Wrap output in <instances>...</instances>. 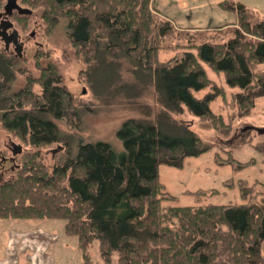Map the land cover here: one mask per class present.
<instances>
[{
  "label": "trees",
  "instance_id": "16d2710c",
  "mask_svg": "<svg viewBox=\"0 0 264 264\" xmlns=\"http://www.w3.org/2000/svg\"><path fill=\"white\" fill-rule=\"evenodd\" d=\"M17 1L32 12L40 7L48 31L63 23L98 103H119L136 115L115 129L120 149L104 139L86 140L76 129L79 108L89 110L88 104L77 101L58 68L48 64L39 77L28 76L12 90L23 50L18 55L0 47V127L32 147L17 153L20 163L0 180V217L63 218L65 232L78 236L86 257L90 243L98 241L105 264L114 253L117 264H264V181L241 180L239 203L163 205L176 196L158 179L160 163L181 166L186 156L211 147L173 113L186 109L210 120L218 134H230V124L210 106L224 91L212 84L196 94L209 86L203 63L235 88L231 96L241 114L264 95V16L242 0H221L220 6L236 12L238 26L223 40L177 42L179 52L160 58L164 40L179 32L151 0ZM31 13L15 10L10 18L24 26ZM149 92L157 110L142 100ZM52 143L63 148L47 164L40 149ZM257 148L264 151V144ZM228 151L216 160L235 168L246 163Z\"/></svg>",
  "mask_w": 264,
  "mask_h": 264
},
{
  "label": "rangeland",
  "instance_id": "374dc122",
  "mask_svg": "<svg viewBox=\"0 0 264 264\" xmlns=\"http://www.w3.org/2000/svg\"><path fill=\"white\" fill-rule=\"evenodd\" d=\"M220 1L151 0L153 10L160 17L172 20L179 32L164 40L165 49L160 51V58L179 52L181 43L187 42L186 39L219 41L231 28L238 26L236 12L220 6ZM242 1L255 9L256 16H264V0ZM40 13V7L34 9L24 26L11 18L24 41L23 57L15 65L12 90L23 86L28 76L39 77L43 67L48 64L55 65L63 77V83L77 101L89 107V110L79 108L81 123L76 131L86 140L104 139L120 149L121 140L115 135V129L124 118L136 115V112L119 103H98L89 92L81 73L85 63L70 43L63 23L60 21L48 31L41 22ZM31 31L33 35H30ZM3 46L0 40V47ZM186 48L190 47L187 45ZM203 65L210 79L209 86L196 94H203L213 87L212 84L224 91V95L210 102V106L215 114L222 115L223 122L230 124L231 131L228 136L218 134L210 120L199 118L186 109L173 113L178 123L188 124L205 142H211V147L198 155L186 156L181 166L158 165V179L163 189L176 196L174 200H163V205L239 203L243 201L239 189L241 180L248 184L256 180L264 181V151L257 148L264 144V130L261 129L264 127V95L257 96L250 110L241 114L231 96L235 88L228 86L223 74L216 73L206 63ZM33 88L40 91L38 83ZM142 100L157 110L152 93L142 96ZM58 123L64 131L71 130L63 121ZM13 142L21 144L22 149H32L18 136L0 127V180L8 178L20 163L19 153L10 159ZM61 144L52 143L41 147L44 162L52 164L55 155L63 148ZM228 149L235 160L246 163L240 168H235L232 163H219L215 155L219 153L221 157L227 158ZM254 189L256 193L262 190L260 185ZM197 191L202 193L198 194ZM259 192L256 194L258 197L261 194ZM64 222L60 217H0V264H105L98 241L94 239L90 243L86 257L78 236L65 232ZM262 248L264 251V242ZM116 261L117 255L114 253L109 264H117Z\"/></svg>",
  "mask_w": 264,
  "mask_h": 264
},
{
  "label": "water",
  "instance_id": "95a60500",
  "mask_svg": "<svg viewBox=\"0 0 264 264\" xmlns=\"http://www.w3.org/2000/svg\"><path fill=\"white\" fill-rule=\"evenodd\" d=\"M15 8L18 13H27L30 14L32 10L26 6H22L18 3L17 0H6L3 5V10H0V39L3 40L5 47H8L10 42L13 44V49L16 54L22 55L23 43L19 40V32L17 28L13 27L12 21H10L6 15L12 12V9ZM8 28H11L8 31ZM33 35V31L30 32ZM249 127V126H247ZM264 130V127L261 128ZM22 151V145L18 143H12V156L10 159L14 158V155Z\"/></svg>",
  "mask_w": 264,
  "mask_h": 264
},
{
  "label": "flooded vegetation",
  "instance_id": "af4514ba",
  "mask_svg": "<svg viewBox=\"0 0 264 264\" xmlns=\"http://www.w3.org/2000/svg\"><path fill=\"white\" fill-rule=\"evenodd\" d=\"M5 1H6V0H5ZM4 3H5V2H4ZM3 5H4V4H3ZM0 10H3V7H2V9H0ZM15 10H16V9L13 8V9H12V12H11L10 14L6 15L5 17H7L10 21H12L11 18H10V16H11V14L14 13ZM1 18H2V17H0V20H1ZM12 23H13V21H12ZM13 27H15V26H14V23H13ZM15 28H16V27H15ZM10 30H11V28H8V31H10ZM17 30H18V29H17ZM18 32H19V31H18ZM33 34H34V33H33ZM30 35H31V33H30ZM0 40H1V39H0ZM19 40L22 41V43H23V49H24V41H23V39L21 38L20 33H19ZM1 41L3 42V40H1ZM3 43H4V42H3ZM10 46L13 47V44H12L11 42H10V44L8 45V47H5V45H4V47H5L6 50H8V51H10V52L13 51V52L15 53L14 49H13V48L11 49ZM23 49H22V50H23Z\"/></svg>",
  "mask_w": 264,
  "mask_h": 264
},
{
  "label": "crops",
  "instance_id": "0c3cea01",
  "mask_svg": "<svg viewBox=\"0 0 264 264\" xmlns=\"http://www.w3.org/2000/svg\"><path fill=\"white\" fill-rule=\"evenodd\" d=\"M262 251H263V248H262ZM263 253H264V251H263Z\"/></svg>",
  "mask_w": 264,
  "mask_h": 264
}]
</instances>
